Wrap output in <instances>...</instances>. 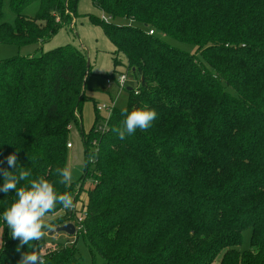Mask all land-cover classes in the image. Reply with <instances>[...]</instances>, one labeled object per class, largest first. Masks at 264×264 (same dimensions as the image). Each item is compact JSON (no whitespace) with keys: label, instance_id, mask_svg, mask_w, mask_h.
I'll list each match as a JSON object with an SVG mask.
<instances>
[{"label":"trees","instance_id":"trees-1","mask_svg":"<svg viewBox=\"0 0 264 264\" xmlns=\"http://www.w3.org/2000/svg\"><path fill=\"white\" fill-rule=\"evenodd\" d=\"M34 2V18L22 16ZM91 2L109 18L91 22L136 78L126 108L147 105L156 119L121 140L110 130L122 127L121 110H113L102 134L96 116L82 134L83 174L78 183L62 185L57 169L67 166L71 126H81L86 57L67 45L3 60L0 168L12 171L6 157L15 153L21 170L31 172L18 188L42 177L58 193H71L73 203L84 181L94 182L86 193L84 229L75 236L76 243L85 241L92 264L95 256L100 264H264V0ZM77 3L9 0L16 17L14 25L0 24V45L21 48L50 39L76 14ZM114 21L141 24L153 34ZM159 36L195 53L167 48ZM16 199L13 190L0 192V217ZM61 211L67 210L57 206L50 215ZM68 216L54 219V229ZM248 229L249 249L240 252ZM0 231V264H18L23 253L37 250L46 264H83L76 243L34 241L31 248L7 241L2 218Z\"/></svg>","mask_w":264,"mask_h":264},{"label":"rangeland","instance_id":"rangeland-1","mask_svg":"<svg viewBox=\"0 0 264 264\" xmlns=\"http://www.w3.org/2000/svg\"><path fill=\"white\" fill-rule=\"evenodd\" d=\"M38 6V2L32 3L21 12V15L33 19ZM68 16L70 18L66 23H62L60 30L55 35L39 44L21 48L10 44L0 45V61L18 56H38L40 53H45L67 45L84 53L87 60L86 62L90 66V74L85 85V101L81 110V126L76 127L72 125L67 140V143L71 144L72 149L67 148L66 165L72 169L74 179L71 183L75 184L79 182L85 166V164L82 163V161H85L82 134H87L92 129L96 116H98L100 120L99 124L96 126L97 130L102 122L105 121V118L110 114L108 111H102L97 114L95 107L103 104L107 106H112L114 104L115 109L122 110L126 108L129 92L127 88H134L133 85L136 78L132 76V72L127 70L124 57L116 53L113 45L102 29L91 22V17H96L100 20H103V18L107 19L99 8L92 4L91 0H78L76 14H69ZM15 17V14L9 7V0H4L0 24L5 23L14 25ZM56 20H59L58 16H56ZM113 24L131 25L143 31H148V34L150 31L153 32V30L133 22L114 21ZM159 39L165 43V45L162 44L167 48L172 47L182 52L190 54L195 53V47L193 46L178 43L164 36H159ZM115 60L116 64L114 62ZM123 74L127 75V83L124 89L120 90L116 86L114 80ZM106 79L112 80V84L109 88L107 87ZM94 186L95 184L91 179L84 181L82 184V192L74 204L76 206L78 204L85 205L86 193L88 190L93 189ZM70 211L71 210L61 211L54 215H49L46 219L52 224L54 219L64 216L65 213L69 214ZM250 233L251 231L249 229L243 232L242 244L239 248L240 252L249 249ZM2 235L0 231V239L3 240L4 246L5 241ZM8 239L13 240L10 230L7 234V241ZM40 241L48 247L71 246L73 243H76L73 236H69L65 233L54 234L52 236H49L47 233ZM74 246L82 257L83 264H92V258L85 241L78 238ZM95 262L96 264L102 263L98 256H95Z\"/></svg>","mask_w":264,"mask_h":264},{"label":"clouds","instance_id":"clouds-1","mask_svg":"<svg viewBox=\"0 0 264 264\" xmlns=\"http://www.w3.org/2000/svg\"><path fill=\"white\" fill-rule=\"evenodd\" d=\"M122 127H112L110 130L117 134L119 139L124 140L133 135L137 129L147 130L156 119L154 109L145 105L142 108H134L128 111L127 108L121 110ZM91 159V157H89ZM7 164L12 171L0 168V174L3 176V183L0 186V192L5 195L10 190L15 192L17 199L2 213V220L11 231L13 239H19L20 245L35 247L34 241H40L47 233L54 229V225L47 221V217L53 214L57 206L65 210L73 207V196L65 192H57L53 183L47 179H33L25 187L18 188L21 181L31 176L30 170L23 169L18 163L15 153L6 157ZM86 164L87 161H82ZM57 173L60 176L59 183L62 185L70 184L74 177L70 167L58 168ZM17 246V251L20 250ZM3 248V240L0 239V249ZM18 264H46V260L39 251H29L22 254Z\"/></svg>","mask_w":264,"mask_h":264},{"label":"built area","instance_id":"built-area-1","mask_svg":"<svg viewBox=\"0 0 264 264\" xmlns=\"http://www.w3.org/2000/svg\"><path fill=\"white\" fill-rule=\"evenodd\" d=\"M107 19L103 18V21L108 22L109 18H107ZM149 34L152 35L153 32L150 31ZM114 81H115L116 86L120 90H122L126 86L127 75L126 74L120 75ZM106 84H107V87L109 88L111 86V84H112V80L111 79H106ZM114 109H115V105L114 104L112 106H107V105L103 104V105H97L95 107V110H96L97 113H100L102 111H108L110 113L109 116L111 115V113L113 112ZM108 117L105 118V121H103L102 124L97 128V131L100 134L105 133V131L107 130V119H108ZM94 144H95V142H94ZM67 148L70 149L71 148V144H67ZM70 210L71 211L68 214L69 215L68 219H70V221H68V223H71V224L74 225L75 234L73 235V237L75 239V236L77 234H80V232L84 229L83 228V221H84L85 216H86V206L85 205H80V204H78L76 206L73 203V207ZM70 217H72V218H70Z\"/></svg>","mask_w":264,"mask_h":264},{"label":"water","instance_id":"water-1","mask_svg":"<svg viewBox=\"0 0 264 264\" xmlns=\"http://www.w3.org/2000/svg\"><path fill=\"white\" fill-rule=\"evenodd\" d=\"M87 66L89 65L87 64ZM127 90L130 91L131 89H127ZM59 233H65L69 236H73L75 234L74 225L71 223H67L65 225L55 228L53 231H51L48 234L49 236H52L54 234H59Z\"/></svg>","mask_w":264,"mask_h":264},{"label":"crops","instance_id":"crops-1","mask_svg":"<svg viewBox=\"0 0 264 264\" xmlns=\"http://www.w3.org/2000/svg\"><path fill=\"white\" fill-rule=\"evenodd\" d=\"M136 85H137V82L136 81H134V87H136ZM127 89H131V88H127ZM71 149H72V147H71Z\"/></svg>","mask_w":264,"mask_h":264}]
</instances>
